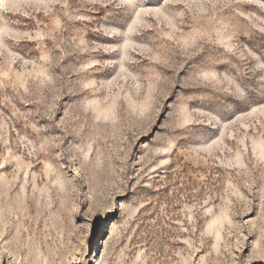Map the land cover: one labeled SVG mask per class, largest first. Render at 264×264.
Returning <instances> with one entry per match:
<instances>
[{"label": "rangeland", "instance_id": "rangeland-1", "mask_svg": "<svg viewBox=\"0 0 264 264\" xmlns=\"http://www.w3.org/2000/svg\"><path fill=\"white\" fill-rule=\"evenodd\" d=\"M0 264H264V0H0Z\"/></svg>", "mask_w": 264, "mask_h": 264}]
</instances>
